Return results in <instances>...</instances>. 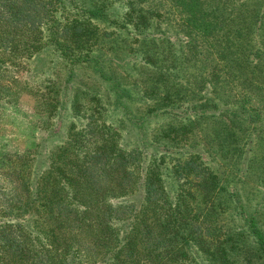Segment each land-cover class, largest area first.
I'll return each instance as SVG.
<instances>
[{
	"label": "trees",
	"instance_id": "1",
	"mask_svg": "<svg viewBox=\"0 0 264 264\" xmlns=\"http://www.w3.org/2000/svg\"><path fill=\"white\" fill-rule=\"evenodd\" d=\"M192 1L181 26L187 42L145 34L161 30L167 16L135 0L121 19L122 27L143 33L137 50L157 72L149 112L182 117L161 134L166 143L191 149L171 166L175 190L160 162L146 154L149 141L140 133L137 145L126 147L95 107L51 151L43 171L27 165L24 154L1 157L11 187L8 196L0 187V264H187L195 254L210 264H234L249 238L264 257V231L254 214L241 205L247 232L220 220L227 198L240 200L239 193L229 188L223 166L203 160L210 152L223 163L245 162L248 175L264 181V0L232 8L227 0ZM113 8L108 0H0V98L14 100L29 85L19 70L50 47L70 66L94 68L131 126L145 129V112L133 108L130 88L97 56L108 35L100 25L114 19ZM38 92L40 102L58 109L56 84Z\"/></svg>",
	"mask_w": 264,
	"mask_h": 264
},
{
	"label": "rangeland",
	"instance_id": "2",
	"mask_svg": "<svg viewBox=\"0 0 264 264\" xmlns=\"http://www.w3.org/2000/svg\"><path fill=\"white\" fill-rule=\"evenodd\" d=\"M108 1L114 3V19L110 22H102L100 25L108 31V35L104 36L101 43L96 46L97 56L104 62L106 72L130 88V93L134 97L130 101L133 108L139 113L145 112V129L139 130L131 126L128 116L114 105V95L104 78H101L94 68L88 65L70 66L61 55L49 47L19 70L21 78L22 76L23 79L28 78L29 85L17 90L14 100L0 98V159L6 154H24L23 160L28 158L27 165L32 163L34 167L36 164L39 166L38 170L43 171L51 151L68 142L72 138V133L79 131L86 124L88 114L97 107L101 112L100 120L106 121L110 127L120 132V142L126 147H135L140 133L149 141L144 149L146 154L149 159H157L160 162L167 187L175 190L177 183L172 175L171 166L177 159L189 155L191 149L188 146H175L168 141L166 143L161 134L170 124L179 123L182 117L172 113L167 114L162 109L149 112L154 102L152 99L155 97V92L149 88V85L151 86L156 80L157 72L137 50L140 46L138 38H141L143 33L131 26L128 29L124 28L121 22L132 0ZM135 1L137 5L153 7L167 16L166 18L161 16V30L160 27H156L155 30L148 28L145 34H153L149 36L154 37L164 33L176 34L187 42L188 35L181 26H184L185 17L191 14L189 7L194 4L192 0ZM238 2L241 4V0H227V6H237ZM156 24L158 23H155V26ZM174 38L176 37H172L171 41ZM162 39L166 42V36ZM165 45H168L167 42ZM171 50L172 47H169L166 54L171 55ZM190 53L195 54V52ZM54 84L59 87L60 95L58 109L53 112L51 107L40 102L43 99L38 89ZM206 90L207 95L213 94L209 89ZM47 102L49 103V100ZM54 105L57 106V103L54 102ZM181 109L185 110V107ZM201 138L203 139V136ZM198 150L202 151L201 146ZM209 153L205 154L203 160L215 168L223 166V169L227 170L231 180L229 188L236 189L240 198V200L234 197L227 198L229 203H226V210L221 214L220 220L234 230L244 231L247 226L239 213L243 205L248 213L255 215L264 231V181L260 183L255 177L249 176L245 162L244 164L241 162V165H231L223 163L219 158L210 159ZM247 157L249 158L250 154ZM2 167L4 166L0 169ZM0 187L5 191L6 196L10 195V182L4 180L1 170ZM2 205L0 204V207ZM257 251L255 243L249 238L245 249L234 255V264H263V253ZM187 264L210 263L203 255L195 254Z\"/></svg>",
	"mask_w": 264,
	"mask_h": 264
}]
</instances>
